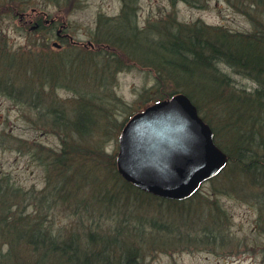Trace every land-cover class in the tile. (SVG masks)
Here are the masks:
<instances>
[{"label": "rangeland", "instance_id": "rangeland-1", "mask_svg": "<svg viewBox=\"0 0 264 264\" xmlns=\"http://www.w3.org/2000/svg\"><path fill=\"white\" fill-rule=\"evenodd\" d=\"M131 1L129 5L135 7V21L141 29L156 23L201 22L230 32L252 30L247 16L234 8L231 0H0V58L11 54L15 64H22L26 54L41 51L45 40L47 51L54 54L67 57L75 52L66 46L59 50L52 47V33L21 27L14 12L43 11L62 20L74 40H91L92 49L82 48L94 52V58L77 63L76 83L71 87L58 85L46 97L50 105H58L56 109L68 117L84 104L96 115L97 124L103 126L84 139L69 130H53L48 116L29 106L26 99L18 102L8 94L14 70L22 76L26 70L23 65L7 69V86H0V194L6 196L10 215L46 223L49 231L60 237L77 234L85 241L89 231L98 235L118 233L122 246L126 242L132 246L141 264H264V184L229 170L228 165L187 199L116 198L109 207L97 202L98 198L103 200L108 183L94 176L93 171L79 170L91 163L88 159L95 158L88 155L76 169L79 191L71 194L72 186L66 184L71 204L63 205L53 196L57 173L54 160L64 144L103 152L101 172L109 177L107 168L116 159L121 128L131 113L145 108L147 99L157 93L156 74L151 68L94 41L105 33L104 21L119 17L123 4ZM101 50L102 54L106 53L103 50L116 53L119 58L108 64ZM220 68L236 88L250 91L255 87L230 68ZM158 90L167 93L171 88L166 85ZM211 114L209 108L201 106L199 115H205L213 124ZM17 189L19 193H13L11 201L9 196ZM45 203H49L48 210ZM5 243L0 238L2 253Z\"/></svg>", "mask_w": 264, "mask_h": 264}, {"label": "trees", "instance_id": "trees-1", "mask_svg": "<svg viewBox=\"0 0 264 264\" xmlns=\"http://www.w3.org/2000/svg\"><path fill=\"white\" fill-rule=\"evenodd\" d=\"M132 2L123 4L119 17L104 21L105 33L98 35L95 43L113 48L125 59L138 61L155 72L157 93L147 99L146 106L183 93L198 112L202 105L209 108L216 123L214 120L211 124L205 115L201 118L211 127L216 145L227 155L228 169L237 170L263 185L264 0H231L234 8L247 16L252 25V30L247 33L230 32L201 22L156 23L158 25L141 29L135 21V7L129 5ZM150 35L156 38L150 39ZM41 46L40 52L26 54L27 59L22 60V64H15L11 54L1 57L0 86H7V69L14 70V67L18 69L23 65L26 70L22 76L14 70L15 78L8 83L11 88L8 94L13 99L18 102L26 99L29 106L48 116L49 127L55 131L59 128L69 130L83 139L94 131H100L103 126L97 124L96 115L84 104L68 117L56 109L58 105H50L46 97L47 92L50 93L58 85L71 87L76 83L74 68L82 60L91 62L94 52L73 48V56L68 53L65 57L66 54L47 51L45 44ZM103 52L106 53L102 54L101 50L100 54L104 55L102 58H106L108 64H113V58H119L116 53ZM115 61L119 63V60ZM221 65L252 81L255 87L250 91L236 88L229 75L220 68ZM166 85L171 88L169 92L158 90ZM88 155L95 158L88 159L91 163L79 170L93 171L94 176L108 183L107 191H103V200L97 199L98 205L102 203L111 207L116 198L125 201L131 198L143 200L144 197L161 199L124 181L117 173L115 158L107 168L108 177L101 172L103 152H89L69 143L64 144L53 166L57 169L53 196L61 199L63 205L71 204L67 199L69 190L65 192L67 183L68 187L72 186L71 194L79 191L80 175L76 169L80 163L84 164ZM70 160H73L72 165ZM15 192L19 193V190H13L11 196L8 195L11 201ZM5 197L0 194V238L6 241L5 252L0 251V264H141L135 249L127 242L123 247L116 232L98 235L89 231L85 234V241L80 240L77 234L60 237L51 233L46 223L30 222L28 216L10 215L12 212ZM44 207L48 210L49 203H45Z\"/></svg>", "mask_w": 264, "mask_h": 264}, {"label": "water", "instance_id": "water-1", "mask_svg": "<svg viewBox=\"0 0 264 264\" xmlns=\"http://www.w3.org/2000/svg\"><path fill=\"white\" fill-rule=\"evenodd\" d=\"M117 144L120 177L162 199L189 198L228 161L211 127L183 93L134 113L121 128Z\"/></svg>", "mask_w": 264, "mask_h": 264}, {"label": "flooded vegetation", "instance_id": "flooded-vegetation-1", "mask_svg": "<svg viewBox=\"0 0 264 264\" xmlns=\"http://www.w3.org/2000/svg\"><path fill=\"white\" fill-rule=\"evenodd\" d=\"M14 15L17 16L21 27L28 28L29 31H44L47 33L49 32V34L52 33L53 37L50 38L51 45L57 50L64 46L79 50L82 47L93 48L91 40H86L85 43L74 40L72 35L68 32L66 24L58 19V17H49L47 13L37 11L36 9H32L29 13L24 11L14 12ZM47 41L48 40H45L46 43Z\"/></svg>", "mask_w": 264, "mask_h": 264}]
</instances>
